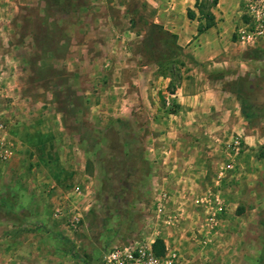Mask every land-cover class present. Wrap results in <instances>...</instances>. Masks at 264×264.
Segmentation results:
<instances>
[{"label": "crops", "instance_id": "crops-1", "mask_svg": "<svg viewBox=\"0 0 264 264\" xmlns=\"http://www.w3.org/2000/svg\"><path fill=\"white\" fill-rule=\"evenodd\" d=\"M197 1L150 0V25L169 35L161 42L153 34L146 42V28L116 21L107 6V59L119 68L114 63L107 72L105 98L97 102L94 71L77 65L56 85L70 90L59 102L53 83L31 90L26 80L33 42L17 30L32 1L0 0V137L10 152L0 157V264H101L78 252L98 205L104 173L94 161L95 142L106 130L125 138L128 155L134 136L136 156L146 163L139 171L144 190L166 191L167 211L180 212L157 235L164 248L177 250L184 264H264V117L252 123L224 86L251 62L231 53L246 17L240 0H216L212 24L198 32L205 18ZM71 43L75 61L82 44H95L90 37ZM236 135L240 151L232 148ZM59 211H79V226H67L69 214ZM209 212L216 214L212 228Z\"/></svg>", "mask_w": 264, "mask_h": 264}, {"label": "rangeland", "instance_id": "rangeland-1", "mask_svg": "<svg viewBox=\"0 0 264 264\" xmlns=\"http://www.w3.org/2000/svg\"><path fill=\"white\" fill-rule=\"evenodd\" d=\"M31 1L30 9L21 13L20 17L24 20L17 30L20 38L29 36L33 42L30 49L34 55H28L29 61L26 62L27 66L30 64L32 74L26 77V80L31 90H37L45 83H53L52 95L59 102L67 98L63 96L68 95L70 90L68 86L65 90V87L57 89L56 85L66 83L67 77L64 74L71 72L72 67L77 65L94 71L92 73L96 83L94 91L98 95L97 102L100 98H105L109 86L107 72L114 63L119 68V62L107 59L111 47L107 45V32L110 33L107 31V26L110 25L107 6L111 8V15L116 21L125 20L136 29L146 28V42L150 41L153 35L154 39L159 38L160 42L169 37L150 25V0H116L111 4L107 3V0H42V14L39 11V0ZM198 2L203 6L204 12H209L215 4L213 0ZM243 15L241 14V17ZM86 37H90L95 44H82L80 55L83 60H72L71 53L77 46L71 43V39L79 42ZM232 38L234 39V32ZM159 46L161 53L167 56V47L162 44ZM145 47L150 49L149 44ZM25 48L28 50L29 46ZM46 51L48 57L45 56ZM231 53H239L240 57L250 59L252 63L245 67V74L225 80L224 86L234 91L242 110L250 114L252 123H256L260 116L264 117L261 115L264 109V38L252 44H235ZM163 64L168 68L167 60H164ZM68 99L71 103H79V97ZM107 136L111 139L107 140ZM128 137L131 140L126 149L131 150L130 155L126 154L123 141L125 138L120 140L119 132L107 133L106 130L95 142L94 161L104 176L96 195L98 205L85 221L88 230L81 234L78 255L88 258V261L94 257L101 263L103 253L116 236L138 230L141 227L142 203L150 196L156 195L143 188L141 172L144 171L146 163L142 157L136 156L140 147L137 149L134 136Z\"/></svg>", "mask_w": 264, "mask_h": 264}, {"label": "built area", "instance_id": "built-area-1", "mask_svg": "<svg viewBox=\"0 0 264 264\" xmlns=\"http://www.w3.org/2000/svg\"><path fill=\"white\" fill-rule=\"evenodd\" d=\"M241 10L246 19L234 30L235 44H252L264 38V0H241ZM3 128L0 122V129ZM0 137V157L9 156V150H5ZM232 148L240 151L243 142L239 135L234 136ZM79 192V190H76ZM168 193L160 191L150 196L141 209V227L138 230L116 236L103 253L101 264H184L177 250L165 246L161 255L153 251V243L157 235L161 233L164 225H173L180 218L178 214L167 211ZM61 214H69L67 226L78 227L82 216L80 212L73 213L59 211ZM216 222V214L209 212L206 225L212 228ZM154 236V237H153Z\"/></svg>", "mask_w": 264, "mask_h": 264}, {"label": "trees", "instance_id": "trees-1", "mask_svg": "<svg viewBox=\"0 0 264 264\" xmlns=\"http://www.w3.org/2000/svg\"><path fill=\"white\" fill-rule=\"evenodd\" d=\"M213 2H216V0H213ZM196 5L201 13V15L204 16L205 18V22L204 24H199L197 30L198 32H201L203 31L205 28L209 27L212 22H213V15L212 13L209 11V12H204L203 11V6L200 5V3L197 1L196 2ZM190 17H192L193 15L191 13H189ZM243 112H245L244 110H242ZM153 251L156 255H161L164 253L165 251V248H164V243L162 241V239L160 238H156L154 243H153Z\"/></svg>", "mask_w": 264, "mask_h": 264}]
</instances>
